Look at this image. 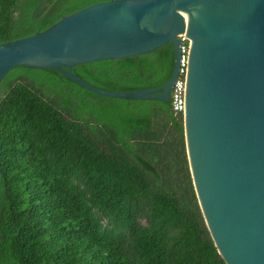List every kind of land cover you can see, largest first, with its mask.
<instances>
[{"label":"trees","instance_id":"16d2710c","mask_svg":"<svg viewBox=\"0 0 264 264\" xmlns=\"http://www.w3.org/2000/svg\"><path fill=\"white\" fill-rule=\"evenodd\" d=\"M104 1L0 0V43ZM174 64L167 43L72 71L131 91L164 85ZM0 137V264H227L172 100L104 96L56 69L19 66L0 84Z\"/></svg>","mask_w":264,"mask_h":264},{"label":"water","instance_id":"95a60500","mask_svg":"<svg viewBox=\"0 0 264 264\" xmlns=\"http://www.w3.org/2000/svg\"><path fill=\"white\" fill-rule=\"evenodd\" d=\"M180 34L190 39L185 134L206 223L227 264H264V0L99 2L0 43V84L19 66L51 68L104 96L170 101ZM167 43L175 64L162 86L111 91L72 71ZM1 151L0 137V158Z\"/></svg>","mask_w":264,"mask_h":264},{"label":"built area","instance_id":"2783aa9c","mask_svg":"<svg viewBox=\"0 0 264 264\" xmlns=\"http://www.w3.org/2000/svg\"><path fill=\"white\" fill-rule=\"evenodd\" d=\"M183 41V59L179 76L177 77L174 87L171 91V100L175 112L185 113L186 111V87L188 75V52L190 48V39L184 34L179 35ZM188 42V43H187Z\"/></svg>","mask_w":264,"mask_h":264}]
</instances>
